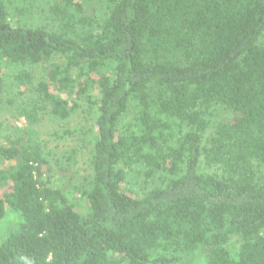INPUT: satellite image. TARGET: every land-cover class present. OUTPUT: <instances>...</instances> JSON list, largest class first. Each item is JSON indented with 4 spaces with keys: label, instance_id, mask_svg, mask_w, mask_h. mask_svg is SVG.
Segmentation results:
<instances>
[{
    "label": "trees",
    "instance_id": "1",
    "mask_svg": "<svg viewBox=\"0 0 264 264\" xmlns=\"http://www.w3.org/2000/svg\"><path fill=\"white\" fill-rule=\"evenodd\" d=\"M47 114L90 145L79 185L78 148L31 129ZM18 116L0 264H264V0H0V126Z\"/></svg>",
    "mask_w": 264,
    "mask_h": 264
},
{
    "label": "rangeland",
    "instance_id": "2",
    "mask_svg": "<svg viewBox=\"0 0 264 264\" xmlns=\"http://www.w3.org/2000/svg\"><path fill=\"white\" fill-rule=\"evenodd\" d=\"M8 113L9 112L1 116V119H4L5 115ZM93 117L94 116L88 113L86 110L83 111L82 108H79L68 118L66 124L71 130L81 129L83 130L84 134L91 135L95 130ZM61 124V122L51 119V117L47 114L43 120L35 123L31 129L37 133L36 137L41 142L45 143L50 149H53L54 151H65L67 150V147L78 148L76 163L77 172L73 177V182L74 184L79 185L83 180L82 177L87 176V173L90 172L88 160V148L90 145L81 147L82 143L80 142V136L77 137L73 135L66 138L54 136L53 134L55 131H60ZM26 129V121L22 116H18L17 119L10 121L8 124L5 123V125L0 126V144L6 143V141H9V139L18 140L19 137L23 142L26 143L28 140L27 136L25 135ZM72 186L67 187L71 188Z\"/></svg>",
    "mask_w": 264,
    "mask_h": 264
}]
</instances>
